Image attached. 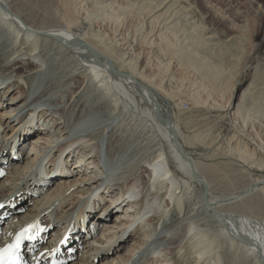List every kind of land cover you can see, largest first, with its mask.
<instances>
[{"label": "bare ground", "instance_id": "6f19581e", "mask_svg": "<svg viewBox=\"0 0 264 264\" xmlns=\"http://www.w3.org/2000/svg\"><path fill=\"white\" fill-rule=\"evenodd\" d=\"M135 1L138 3L135 9L146 10L154 21L156 18L152 16L162 17L167 8L163 10L164 6L169 4L167 1L155 6L151 2L152 5L146 4V0ZM212 1L220 3V0H201L218 20L227 22L230 13L223 12L216 6L218 4H211ZM225 1L232 6L230 0ZM239 1L243 14L252 15L258 27L253 45L258 53L264 49V0ZM124 2L110 0L109 5L104 6L111 8L110 16H115L119 9L125 10L126 5L133 4L128 0ZM32 5L29 0H0V97L12 101L10 104L0 101V118L7 119L13 116L8 114L9 111L15 113L26 105H37L29 117L24 115V119L29 120L27 123L13 121L10 130L4 129L0 134L9 133L11 136L7 140L0 139V193L5 192L0 197V245L10 240L23 224H29L32 227L28 237L32 238L26 239L20 251L25 264L41 260L48 264L51 259L64 264L71 251L69 257L73 259L68 264H121L128 254L134 259L128 261L129 264H223L224 257L217 240L222 234L228 251L237 245L236 248L242 247L253 255L254 264H264V216L259 213L263 208L258 209V201L264 199V175L252 176L246 171L248 175L244 173L251 181L248 185H241L240 189L228 194L211 195L210 182L203 171L205 166L184 148V144L191 146L193 140L197 141L194 138L197 133L189 130L193 132L192 138L187 135L191 139L184 144L181 142L180 121L172 105L162 104L161 101L168 100L162 87L152 84L138 68L137 71L125 52L98 48L101 41L75 18L66 16L59 22H49L43 14L37 18ZM94 5V13L103 11V5ZM232 11L237 16L241 13L237 7ZM174 21L170 27L174 26ZM236 22L233 25H238ZM194 38L192 46L207 48L203 40ZM176 48L187 67L196 71L202 69L209 77L213 75V66L203 64L205 56L201 61L193 55L198 50L192 53L186 44ZM258 64L255 55L247 62L244 79L258 75L245 91L239 95L230 94L227 109L233 114L245 111L251 115L249 108H256L250 107L253 100L260 96L259 99L264 98V67L259 69ZM255 90L263 95L259 92L257 95ZM253 91L256 97L249 104L247 95ZM18 97L25 100H15ZM255 111L259 112L258 107ZM128 121L130 125L125 128ZM30 136L33 140L30 149L24 157L16 156L15 149H19ZM58 138L64 145L55 153L50 152ZM235 148L230 151H237V156L248 168L256 160L260 161L259 158L253 159L254 151H246L244 146L243 149ZM216 150L219 152L218 148ZM43 154H46L44 158ZM55 155L58 158L55 159ZM18 156L23 160L21 163L14 161ZM53 160L52 170L47 163ZM7 161L11 163L3 169ZM180 173L188 174L192 183ZM27 174L22 185L16 183L12 186L15 179ZM90 190V199L89 196L81 199L85 191ZM115 192H119L115 201L112 197L109 199L111 204L105 201V195L108 197ZM32 195H35L33 203L25 209L19 208ZM74 196L72 210L61 215V207ZM238 204L241 211H232ZM223 205L233 209L222 210ZM100 221L103 222L100 234L92 236L93 228L89 225H98ZM131 233L132 241L122 252L99 259L96 249L103 254L110 249L114 251L124 245ZM41 240L45 244L39 247Z\"/></svg>", "mask_w": 264, "mask_h": 264}, {"label": "rangeland", "instance_id": "374dc122", "mask_svg": "<svg viewBox=\"0 0 264 264\" xmlns=\"http://www.w3.org/2000/svg\"><path fill=\"white\" fill-rule=\"evenodd\" d=\"M29 1L30 3L33 4L32 5L33 11L34 13H36L37 18H39L40 16L42 17V14H43V18L49 22H59L63 20V18H65L66 16L75 18L77 21H79L84 25V27L87 29L88 32L94 34L97 37V39L101 41L98 44V48H113L114 51H118L121 53L125 52V54L129 56V58L132 60L130 62L132 63L131 65H133L137 71L139 69V71H142L145 75H147V78L150 79L152 84H159L162 87L163 90L162 93L164 92L165 96H167L168 94L167 96L168 100L166 102L164 100L161 101L162 104L163 105L166 104V106L172 105L177 120L179 119L178 122L180 121L179 122V125H181L180 131H182L180 133V137L182 135L181 142L183 144L186 143L185 141H188V139L190 140L192 138L193 132L197 133V136L194 137L196 138L195 140L197 141L193 140V145L191 146L189 144L187 145L184 144L185 145L184 148L185 150H187V152L189 149L188 153L191 154V156L196 161L198 160V162L201 163L202 166H205L203 171L210 182L209 184L211 187L210 190L211 192H213L211 195L228 194L230 193V191L234 192L237 190V188L240 189V187L244 185H248L251 181H249L250 178L247 176L248 173H246V171L248 172L250 171L252 176L264 175V119H262L264 118V113L262 114V110L264 109L263 96H262L263 100L259 99L261 98V96L260 97L258 96L259 98H257L258 100L256 99L257 101L254 99V97H256V94L259 92L258 90H255L256 94L255 91H253L254 94L250 93L249 96L247 95L249 104L252 102L251 99L255 100L256 102L255 105H257L258 103V106H255L254 105L255 102L253 100V104L251 103V106L248 105L250 107L252 106L254 108L256 107L255 109H257L258 107V111H259L258 113L257 111H255V109L252 108H249L252 110V111L250 110L252 112L250 113L251 115L247 114L249 112H245V111H243V114L242 113L233 114L232 111L230 112L227 109L228 108L227 104L230 99L229 97H232V95H239V93L245 91L250 81H252V79H254L258 75L255 74L251 76L250 79H244V73H245L244 69L247 67V62L250 61L252 57L256 55V58L259 61L258 64L259 69L261 68V66L264 67V49L260 50L257 53L254 50V46H253L255 37L257 36L258 27L257 25L254 24L252 15L243 14V8L242 5H240L239 0H230V4L232 5L230 7L227 5V2L225 0H220L219 1L220 3H218L217 1L211 2V4L214 5L218 4L216 6H218L223 12L225 13L227 12L228 14L230 13L228 15V18H226L227 22L218 20V18L214 16L210 8L208 6H205L204 3L201 2V0H195V1L194 0H164V1L152 0L153 2L151 0H146V4L151 2L153 5L155 4V6L162 2L165 4L167 1L170 5L172 4L171 6L169 4H167L168 6H164L163 10H165L166 7L167 8L162 17L152 16L153 19L156 18V21L150 19L151 16L150 14L146 13L147 12L146 10L142 11L145 14L140 12L141 10L139 11V9L136 10L135 8L138 7L137 5L135 7V4L137 3L135 0L134 2L132 0H128L130 1L129 4L133 3L131 4L133 6L132 10L129 11V9H131L132 7L131 5H129L131 6L130 8L128 5H126L125 10L123 8V10L119 9L122 10L121 12L119 10L117 11L118 17L117 15L110 16L111 8L106 7L109 5L108 2L110 0H93V1L90 0L91 2H89V0L88 1L87 0H29ZM43 1L45 4H47V2L50 1L51 4L50 3L47 4L46 5L47 8H46L45 4L42 3ZM124 1L125 0H123V2ZM101 2H103L104 4L103 3L101 4ZM56 3L59 4V6L56 5ZM95 3L96 5L100 3L99 5H103V6L106 5V6L103 7V11L101 9L98 13H94L93 7L95 6L94 5ZM124 3H127V1ZM151 3L149 5H152ZM145 5L143 7H145ZM147 6L148 5H146V7ZM236 7L237 9L241 10L239 16L234 14L232 11L233 8ZM106 9H108L107 10L108 12L106 11ZM125 11L127 12L125 13ZM174 12L175 13L177 12V14H175ZM127 13L129 14L127 15ZM181 13L182 16L185 18V21H183V17L180 16ZM146 14L148 15V17ZM175 15L177 16L179 15L180 17H182V20L179 16L175 17ZM114 17L117 18L115 19ZM229 17H233V19ZM175 18H178L179 20H181V22H179V24L176 23L178 22L176 21L178 19L175 20ZM233 20L234 22L238 20L237 22L239 26L233 25L234 23ZM173 21L175 22L174 26L170 27V23L172 22L171 23L172 26ZM228 22L229 24L230 22H232V24L229 25ZM176 25H179L178 28L173 29L176 28L175 27ZM4 26L7 27L8 29L10 28L8 25H4ZM187 31L190 32L191 34L188 35V33H185ZM186 34L188 36L190 35L192 36L194 34L195 36L194 35L192 36L193 38L195 37L194 40L195 39L203 40L202 42L205 44L207 48H196L195 44H194L195 46L194 48V46H192L191 44L193 38H190L188 36L186 38ZM208 35L210 36V38L208 37ZM11 36H13V40H15V34L12 31H11ZM211 39H213L214 43L211 41ZM214 39L216 40L214 41ZM102 40H104L105 42ZM209 41L213 45H211ZM93 43L97 45V41L93 40ZM185 44L187 45V47H189L187 49L190 52L192 51V53H195L198 50L197 51L198 53L196 52L195 54H193L196 56V58H199L202 61V59L204 58L203 56H205V58L203 59L204 60L203 64L209 63L208 65L213 66L212 76L210 75L209 77L208 75L204 74V71L202 69L199 70L197 69L196 71L192 67H187L185 61L179 56V53L176 51L177 46L179 45L182 46ZM200 51L202 54H200ZM202 51L203 52L207 51V52L203 53ZM189 93L194 96L190 95ZM258 94H260V92ZM0 95H2L1 89H0ZM260 95L263 94L261 93ZM15 100L21 101L25 99L18 97ZM0 101L1 102L7 101L8 104L12 103L11 100H8L4 97H0ZM169 102L171 104H169ZM209 105L212 106L210 107V109H209ZM108 106H110V103H108ZM36 108L37 105L34 104V105H26V107L16 111L15 113L13 111H9L8 114H13V116L8 117L7 119L0 118V127L2 126V128L0 129V134L4 129L8 132V130H10L12 126L13 121H17L22 124L27 123L29 120H25L24 115L26 114V117H29V113ZM211 110L214 111L211 112ZM253 110L256 113L253 112ZM213 115H215L216 117H214ZM242 118L243 119L245 118L246 120L245 119L243 120ZM129 125L130 123L128 125H124V127L126 128ZM242 126L244 129L242 128ZM192 129L193 132H191ZM187 135H189V137L191 138H188ZM185 136L187 137V139H185ZM9 137H11L9 133H4L3 135H0V139L4 138L5 140H7L9 139ZM31 141H33L32 136L25 138V140L22 142L23 144L21 143V147L19 149H15L16 150L15 155L17 154L21 157L22 156L24 157L25 155L24 153L27 152L31 147V143H30ZM56 143L57 144L54 146L52 150H50V152L53 151L55 153V151L61 149L62 146L64 145L62 143L61 138L56 139ZM243 146L246 151L249 152L254 151L253 154L254 153L255 154L252 155V157L254 160L258 158L260 159V161L256 160V163L258 162L261 163L262 161L260 166H257L255 165L256 163H254V165L252 164V167L248 168L246 163H244V160L240 158L239 155L237 156L238 154L237 151H234L233 153L232 151H230L231 149H234V147H236L235 149L238 148L243 149ZM215 147L218 148L220 154L219 152H217ZM260 147H262L263 149ZM45 155L46 154H43V158L45 157ZM19 156L14 160L15 163H21L23 161L22 158H20ZM56 158H58V155H55V159ZM10 163L11 162L7 161L3 165V169L8 167ZM47 165L50 166L53 170L54 160L47 163ZM68 166L69 165H67V167ZM242 172L243 173L245 172L247 175L245 173L243 174ZM28 174L22 175L17 179H15L12 182V186L16 183H20L22 185L26 180ZM180 175L181 177L187 179V181L192 183V180L188 176V174L180 173ZM11 188H9L10 191L12 190ZM86 191L84 193V196L81 197V199H85L88 196L90 199L91 190L89 192ZM94 191L95 189L93 190V192ZM3 193H0V197L2 196ZM118 194L119 192H115V194H110V196L108 197L105 195L104 199L109 204H111L112 200L115 201L116 196ZM35 195L29 196L27 199H25L23 202L24 206H21L19 208L25 209L26 206L32 204L33 203L32 200ZM98 197H100V195H98ZM98 197L94 199H97ZM110 197H112V200H109ZM81 199L80 201L82 203L83 200ZM94 199H92L91 202H93ZM75 200H76V196L71 198L70 201L66 202L61 207L60 209L61 215H64V212H70L72 210L75 204ZM260 200L258 201V203L260 204L258 209L260 211V208L261 209L263 208L259 213L260 215L264 216L263 215L264 199L263 201ZM221 208H223L222 210H224V208L225 210L234 208L232 211L234 210L235 212L241 211L240 209L241 207L239 206V204L237 205V207L234 206L233 208H229V207L227 208L226 205L221 206ZM7 217H9V215ZM102 223L103 222L100 221L98 225L97 223L89 225L90 227L93 228L92 236L95 235L97 236L100 234L102 230L101 227L103 225ZM47 237H50V235H47ZM128 237L129 238L127 239V241L123 243L124 245H122L120 248L114 251L113 249H110L103 254L97 252L98 250L96 249L95 251L96 254L100 255L99 259H104L108 256H112L113 254L120 251L122 252V250L125 247H127L128 244L132 241V233H131V237L130 236ZM217 240L219 242L218 243L219 250L221 251V254L224 257L223 264H254L253 262L255 261H253L254 260L253 255L250 254V252L248 253L242 247H240V249L236 248L237 247L236 244H235L236 246H232L233 248H230V251H228L227 249L228 247L225 246L226 245L225 236H223L222 234H219V236H217ZM43 244H45V241L41 240L38 243V246L40 247ZM79 248L80 247H78L77 250L75 248V251H78ZM72 252L73 251L68 252L67 256L64 259V264H68L73 259L69 257V255ZM128 261H132V262L134 261L133 255L132 256L131 254L126 255L125 260L121 264H129ZM37 264H45V260H41ZM132 264H142V262H137Z\"/></svg>", "mask_w": 264, "mask_h": 264}, {"label": "snow or ice", "instance_id": "6c2138e0", "mask_svg": "<svg viewBox=\"0 0 264 264\" xmlns=\"http://www.w3.org/2000/svg\"><path fill=\"white\" fill-rule=\"evenodd\" d=\"M32 226L30 225L29 228ZM28 229H25L27 232ZM29 239L32 237L29 236ZM24 239V233L17 236L14 243H10L3 248H0V264H18L19 256L17 255L20 242Z\"/></svg>", "mask_w": 264, "mask_h": 264}, {"label": "water", "instance_id": "95a60500", "mask_svg": "<svg viewBox=\"0 0 264 264\" xmlns=\"http://www.w3.org/2000/svg\"><path fill=\"white\" fill-rule=\"evenodd\" d=\"M244 242H246L245 240H243Z\"/></svg>", "mask_w": 264, "mask_h": 264}]
</instances>
